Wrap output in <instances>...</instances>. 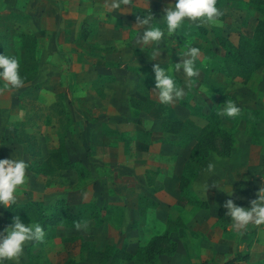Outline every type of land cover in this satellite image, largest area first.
<instances>
[{"label":"rangeland","instance_id":"rangeland-1","mask_svg":"<svg viewBox=\"0 0 264 264\" xmlns=\"http://www.w3.org/2000/svg\"><path fill=\"white\" fill-rule=\"evenodd\" d=\"M109 3L0 0V53L15 56L24 69L20 88L0 79V159L27 160L16 140L23 125L33 130L43 156L66 129V153L80 165L49 175L27 168L16 201L40 199L48 210L63 197L72 210L99 213L81 222H87L86 230L63 224L44 229L42 242H26L18 261L0 264H222L250 250V259L235 264H264V225L238 232L223 207L229 198L250 207L264 187V65L240 82L227 75L219 58L220 37L235 43L240 31L250 36L259 13L247 0H217L222 27L185 19L177 33L165 35L159 44L140 45L136 37L144 29L135 25L136 16L152 14L153 26L166 31L163 10L175 0H133L131 7L116 10ZM188 46L201 50L195 62L200 75L188 89L182 70L172 73L176 84L185 87L183 98L203 113L214 104L218 113L227 99L241 109L236 117L219 115L233 138L229 153L211 151L202 165L191 161L193 140L161 130L159 121L178 118L200 126L205 120L179 101L160 103L153 91L152 65L174 66ZM157 48L161 54L154 56ZM20 113L23 118L16 119ZM181 172L191 174L190 187L207 202L205 207L174 202ZM205 184L210 185L207 196L201 191ZM3 208L0 232L12 223ZM167 227L173 249L153 259L133 254L99 262L81 247L83 240L97 249L125 243L133 252Z\"/></svg>","mask_w":264,"mask_h":264},{"label":"trees","instance_id":"trees-1","mask_svg":"<svg viewBox=\"0 0 264 264\" xmlns=\"http://www.w3.org/2000/svg\"><path fill=\"white\" fill-rule=\"evenodd\" d=\"M247 3L259 13L252 27L251 35L248 36L243 31H240L235 43H231L224 37L219 39V45L222 49V53L219 55L221 66L227 75L240 82H245L255 68L264 65V0H247ZM23 71L22 66L19 68L20 76ZM179 103L190 106L192 112L202 116L205 120L204 124L198 126L183 119L162 118L159 121L160 129L171 133L183 134L186 142L190 139L193 140L189 155L191 161H197L199 165L205 163L207 155L211 151L220 155L228 154L233 138L231 133L221 125L216 105H210L208 110L203 113L199 112L200 107L189 105L185 98L180 99ZM57 111L61 114L64 112L62 107L58 108ZM66 133V129L63 130L57 139L56 146L42 160L38 161L35 159L39 155L38 140L32 129L21 125L17 130V140L21 143L23 152L27 155L28 169L42 175H49L60 168L80 167L78 161L71 160L66 153L64 145V135ZM78 173L82 174L81 171ZM190 178L191 174L187 175L184 172L178 175L177 194L174 202L182 206L194 204L205 207L207 202L199 198L194 190L191 189ZM140 198L142 196H139V200ZM143 206L144 204L141 205L139 203V212L143 211ZM47 209L40 199L32 198L16 201L10 208L4 207L3 214L9 221L18 215L33 223H39L43 229L53 228L57 224L74 225V222L81 223L85 218L96 217L99 214L97 210L88 212L79 208L72 210L63 197L56 198ZM169 230L167 227L163 232L153 234L133 252L126 248L125 243L120 246L106 244L102 249H97L89 241L83 240L81 247L85 249L87 255L99 262L109 261L113 263L117 259H127L133 254H139L145 259H153L161 251L173 249L174 244L169 238ZM247 258V251L243 253L237 252L222 264H235L236 261Z\"/></svg>","mask_w":264,"mask_h":264},{"label":"clouds","instance_id":"clouds-1","mask_svg":"<svg viewBox=\"0 0 264 264\" xmlns=\"http://www.w3.org/2000/svg\"><path fill=\"white\" fill-rule=\"evenodd\" d=\"M217 0H175V3H169L164 8L166 21V31L160 27L153 26V15L136 16L135 25L143 28L142 35L136 37V43L148 45L150 43L159 44L164 38L177 33L185 19L200 25H214L222 27L219 17L223 15L217 7ZM121 5L132 6L133 0H110L108 7L110 10L120 9ZM157 48L153 55H160ZM201 50L199 47L188 46L182 54H178L179 62L168 68L161 67L154 63L152 70L155 76V86L153 91L156 92L160 103L171 105L182 99L185 95V87H193V78L200 75L196 68L195 62L200 58ZM20 62L15 56L0 54V79H3L6 86L11 88H20L24 80L19 74ZM182 70L187 80L185 87L176 84L172 73H180ZM203 91V90H202ZM241 109L230 99L224 103V107L218 112V115L236 117L240 115ZM23 113H20L16 119H22ZM29 165L22 159L4 158L0 159V205L10 208L17 199L18 189L25 185L26 169ZM209 172L214 170V165L209 163L207 166ZM215 185V184H214ZM210 185L202 186L201 191L207 196V190ZM216 186V185H215ZM217 187V186H216ZM229 196L233 193L226 192ZM250 207H241L234 203L233 199H226L223 207L227 209L225 215L233 221L232 227L239 231H246L248 227H259L264 225V187H260L256 193V198L249 201ZM74 227L80 230L82 227L87 229V222L82 225L80 222H74ZM45 232L39 223L25 224L17 215L12 218V223L8 225L3 232H0V261L14 260L18 261L23 253V246L28 241L42 242Z\"/></svg>","mask_w":264,"mask_h":264},{"label":"crops","instance_id":"crops-1","mask_svg":"<svg viewBox=\"0 0 264 264\" xmlns=\"http://www.w3.org/2000/svg\"><path fill=\"white\" fill-rule=\"evenodd\" d=\"M67 111H68V110H67ZM68 112H69V111H68ZM57 139H58V136H57ZM16 140H17V139H16ZM17 142H18V140H17ZM19 143H20V142H19ZM38 143H39V142H38ZM55 144H57V140H56V139H55ZM20 145H21V143H20ZM41 148H42V147L39 145V156H38V157H40V155H41L40 160H42V159L47 155V154H46V155L43 156V155L41 154V153H42ZM21 151L23 152V150H22V145H21ZM25 155H26V154H25ZM26 156H27V155H26ZM42 156H43V157H42ZM252 248H255V247H254V243H253V247H251V249H252ZM251 255H252V250L249 251L247 260L251 258ZM240 261H241V260H240ZM242 262H243V261H242Z\"/></svg>","mask_w":264,"mask_h":264}]
</instances>
